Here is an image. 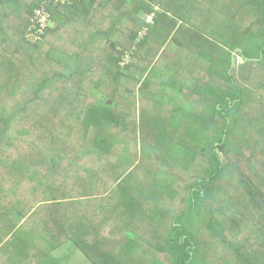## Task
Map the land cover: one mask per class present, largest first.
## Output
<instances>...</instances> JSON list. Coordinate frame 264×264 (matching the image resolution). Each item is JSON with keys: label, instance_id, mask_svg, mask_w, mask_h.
Segmentation results:
<instances>
[{"label": "trees", "instance_id": "16d2710c", "mask_svg": "<svg viewBox=\"0 0 264 264\" xmlns=\"http://www.w3.org/2000/svg\"><path fill=\"white\" fill-rule=\"evenodd\" d=\"M43 1L48 2L50 18L41 39L31 43L25 38L24 30L30 27L33 10ZM200 11L209 13L219 22L225 16L227 30H223L222 25L215 40L206 34L196 36L193 33L191 37V27L199 29L204 24V18L195 23L191 17ZM152 12L155 13L153 22L148 23L141 14ZM106 20H109L107 29L96 28ZM122 20L126 22L125 30L120 29ZM185 23L188 25L183 26ZM144 28L147 29L145 33ZM114 33H119L120 41L110 40ZM107 40L108 45L105 44ZM117 42L125 49H117ZM42 45L47 46L44 57L50 60L52 71L54 66L56 70L38 77L33 62ZM164 45L172 54H167L163 65L160 60L157 64V50ZM74 47L78 49L74 50ZM236 48L241 49L235 51L240 57L255 59L236 64L241 70H237L236 65L231 67V55ZM194 62L206 77L196 75L200 71L189 68ZM154 64L169 71L170 75L164 81L173 82H160L156 89L146 77ZM248 67L252 70L250 80L242 84L245 79L241 80L240 74ZM81 76H88V80L82 81ZM0 81L1 94L14 93L15 88L23 89L25 83L37 81L31 96L25 98L18 111L24 113L32 101L36 105V114L41 116L49 111L50 117L55 118L58 110L54 107L57 106L63 110L62 122L73 124L80 132L86 148L74 159H69L70 175L60 172L84 184L82 190L88 196L97 189L100 178V171H97L102 170V158L111 153L113 143L128 140L123 137L111 140V132H127L130 119L124 112L115 110L110 97L120 94L123 86L130 85L135 90L128 88L127 93L142 97L143 113L152 115L150 108L163 106L157 123L162 127L156 130L154 137H149L151 131L148 129L146 136L140 138L146 159H158L160 166L151 171L145 187L141 183H130L135 188L128 198L120 199L116 205L117 214L122 216L129 208L142 207L145 213L138 208L132 215L133 220L148 217L166 225L164 204L178 196L176 185L179 184L168 168L179 167L191 175L197 172L192 176H195L193 182L182 184L188 185L189 189L187 196L179 200L185 202V207L172 214L163 242L154 243L150 248L168 255V264H213L203 259L205 245L196 243L199 231L203 230L210 235V244L220 243L230 250L234 257L231 264L235 261V264H264V161H257L260 154L264 155V0H68L64 3L57 0H0ZM166 87L174 88L177 95L188 88L202 103L186 98L188 106L179 105L178 100L172 99L178 96L163 92ZM49 94L54 98L47 104ZM251 103L256 105L257 116L247 115ZM2 113L0 123L4 131L15 113L5 107ZM145 117L142 122L151 123V119ZM1 134L2 131L0 146ZM244 146L249 155L241 160ZM121 156L126 162L125 148ZM239 159L245 168L240 166ZM51 161V167H55V158ZM52 181L50 176H43L28 192L35 195L38 188V196L48 200ZM229 189L239 194L241 208L228 203L224 194ZM4 198L1 196L0 200ZM75 203L76 200L70 203L75 213H71L65 203L58 202V205L64 206L62 211L70 222L67 225L83 226L89 231L91 223L87 216L76 213ZM12 216L19 220L18 216ZM44 222L47 224L48 220ZM57 227L50 232H56ZM12 233L13 230L6 235ZM125 233L129 242H136L130 250L140 251L138 235L128 229ZM37 239L42 250L32 264H68L74 250L54 254V241L44 231L38 232ZM67 239L71 247L80 249L87 258L88 250L97 247L86 244L88 241L75 232H67ZM16 241L19 240L14 234L3 244L0 254L4 250L8 254L1 264L27 262V257L32 255L27 253L26 257L24 243L19 241L16 245ZM244 246L254 248L245 252ZM209 248L213 250V246ZM21 256L25 260H19ZM96 259H91V264H102ZM154 259L149 264H158L159 261Z\"/></svg>", "mask_w": 264, "mask_h": 264}, {"label": "rangeland", "instance_id": "374dc122", "mask_svg": "<svg viewBox=\"0 0 264 264\" xmlns=\"http://www.w3.org/2000/svg\"><path fill=\"white\" fill-rule=\"evenodd\" d=\"M142 15L144 18L146 17V13H142L141 16ZM191 17L195 23H197L199 19L204 18V24L201 25L199 29L191 27L193 28L191 37L193 33L196 36L206 34L209 38L215 40L217 32L222 25L223 30H227L225 28L227 23L224 22L226 20L225 16L222 17V22L214 20V16H211L209 13L206 14L205 11L193 13ZM124 21L125 20L121 21L123 23L120 24L121 30H125L126 22ZM108 25L109 20H106L101 24H97L96 28L104 30L108 28ZM187 25L188 24L185 23L183 26ZM27 30L26 27L24 32L26 33ZM118 34L119 33H114L110 40L117 41L118 39L120 41L121 37L119 36L118 38ZM97 41L99 42V40ZM126 42L129 45L133 44V42ZM58 43L62 44L61 42ZM105 44L108 45L109 40H107ZM46 48L47 46H41L42 50L37 54L33 62L35 68L34 72L38 77H43L45 73L49 74L56 70L54 66L52 71L49 65L50 60L46 59L43 55ZM116 48L121 50L125 49L118 42ZM73 49L77 50L78 48L74 47ZM165 49L166 45L157 50V58H159L157 64L160 60L159 63L163 65L167 54H172L171 50ZM235 51L237 50L234 49L232 53L234 55V61L231 60V67L238 63H244L240 62L241 57L236 54ZM236 67L237 70H241V66L236 65ZM189 68H192L194 71L195 69L199 70L200 72L195 73L196 75H202L203 77L207 76L202 73L200 67L195 62L191 63ZM251 74L252 70L249 69V67L244 70V72H241V80H243V78L245 79L243 80L244 82L241 81L242 84L250 80L249 77ZM169 75V71H165L162 67L159 68L156 64L146 72V77H149L156 89V85L160 82H173L164 81L168 79L167 77ZM81 80L87 81L88 76H81ZM36 82L37 81H30V83H25L23 89L22 87L15 88L16 92L14 93H0V114H3V107L15 113V117L12 118L11 122L7 125L6 130H2L3 124L0 123V132L2 131L3 133L1 134L2 145L0 146V198L1 196L5 197L3 201L0 200V215L2 213V216H0V249L8 239L16 234L17 239L24 243V254L26 257L27 253L32 254L30 257L28 256L26 260L22 256L18 258L19 260L23 259L27 261L21 262L20 264H32L35 256L38 257L40 255L39 250L41 249V245L37 239V234L39 231H44L49 239L54 241L53 244H55V248L52 250L54 254L74 250L67 261L68 264H91V259H96V257L102 264H149L154 258L159 261L158 264H168L170 260L168 255L160 251L156 252L150 247L154 243L163 242L169 231L172 214L185 207V202L179 200L187 196L189 189L188 185L182 186V184L185 182H193L195 176H192L197 172L191 175L188 172H183L179 167L175 169L168 168V171L176 176V180L179 184L176 185L178 196L164 204L166 211H164L163 217L166 216V218L163 219L166 221V225L156 223L151 218L148 219V217L141 220H133L134 218H132V215L137 213L138 208H140L141 213H145L142 207L129 208L127 214L122 216L117 214L118 210L116 207L120 199L129 196L132 189L135 188H132L131 182L141 183L142 187H145V185H147L146 178L150 175L152 170L160 166L158 159H146L143 153L144 146L141 145L140 138L142 139L146 136L145 130L148 129L151 131L149 137H154L156 130L162 127L157 125V123L161 117L159 113L162 111L163 106L158 107L154 105L150 108L153 112L152 115L143 113L141 111L143 108L142 97H139L138 94L129 95L127 93L128 88L135 90V88L130 85L123 86L122 89H120V94L110 97L115 103V110L121 113L124 112L127 118L130 119L127 132L123 134L120 133L119 130L116 131L117 129L112 130L116 132L110 133L111 136L113 135L111 140L115 141L119 137H123V140L124 138L128 140L127 142L113 143L111 153L104 157V159L102 158V161H100L102 163V170L97 171H100L97 189L91 196H88L83 193V186L85 185L82 183L79 184L69 176L72 172L69 159H74L80 152L83 153L86 146L84 142L81 141L80 132L74 125L67 121H65V123L62 122L63 120L60 116L63 110L55 106L54 108L58 110L55 118L50 117L51 112L49 111L39 116L35 112L36 105L31 101L25 111H23L27 113L26 115H23L24 113H21L22 111H18L19 106L21 104L24 105L26 101L25 98L28 95L31 96L30 92L36 85ZM177 82L180 83L179 81ZM138 87L139 83L136 89H138ZM25 89H27V91ZM184 90L182 94L177 95L175 93L177 91L174 88L166 87L163 92L178 96V98L173 97L172 99L174 101L178 100L179 105L188 106L189 101H187L186 98L191 101L195 100L198 103H202V100L198 96L191 94L188 88ZM160 97H162V95H160ZM53 98V95L49 94L46 103H51ZM170 102L172 103V101ZM169 106L171 105L169 104ZM254 109H257L256 105L251 103L250 111L247 112V115L257 116L256 110ZM168 112L167 110L166 114H168ZM145 116L151 119V123L148 121L147 123L142 122V119H146ZM164 120L165 119H163L162 122ZM6 143H8V145ZM124 148L126 149L127 155L126 162L123 161L121 156ZM248 155L249 152L247 147L244 146L243 156H241L240 159L244 160ZM52 157L55 158V167H51L53 165L51 161ZM240 159V166L245 168V164L241 162ZM150 161H152V163ZM257 161H264V155L260 154L257 157ZM60 171L69 172V175L62 174ZM43 176H50L53 178V184L49 188L51 198L48 200H43L38 196L40 195L38 188L35 195L28 192L31 185L38 182ZM22 178H24V180L20 183ZM224 195H226L227 201L232 207L237 209L241 208L239 205V194L229 189ZM75 200L76 208H74V210L78 211L76 213L79 214V216H87L91 223V225L89 224L90 226L86 224L89 226V231L83 226L82 228H75L76 225L73 228L67 225L70 222L63 213L65 211H62L64 206L58 205V202L65 203L68 210H70L71 213H75L70 204L71 201ZM97 207H102L104 210L101 211ZM12 214L18 216L19 220H15ZM44 220H48V223L45 224ZM57 225L56 232H50L52 228L56 229ZM72 229L73 232L77 233V236L83 237L88 241L86 244L97 245L95 250H88V258L80 249L70 246L67 239V232L72 234ZM125 229L132 230L138 235L140 251L137 252L138 249L133 252L130 250V247L136 242H129ZM12 230V234L6 235ZM54 234H56L55 237ZM210 239L211 237L208 233L203 230L199 231L196 243L198 246L202 247L205 245L203 248L206 253L203 259L206 262H213V264H222L226 261L231 264V262L234 261V257L230 250L221 246L220 243L210 244ZM19 241H16L14 244L17 245ZM250 241L251 240H249L247 245H249ZM28 242H34L35 244H28ZM210 246H213V250L209 248ZM252 248H254V246H244L243 250L249 252ZM215 251H217L216 254ZM7 254V250L1 251L0 261H3V258L6 259ZM238 264H240V262Z\"/></svg>", "mask_w": 264, "mask_h": 264}, {"label": "built area", "instance_id": "2783aa9c", "mask_svg": "<svg viewBox=\"0 0 264 264\" xmlns=\"http://www.w3.org/2000/svg\"><path fill=\"white\" fill-rule=\"evenodd\" d=\"M60 3H64L68 0H57ZM47 1H43L38 7L33 10V13L30 17L31 24L28 28L27 32L25 33V38L30 41L31 43L37 42L41 39V35L44 32V28L47 26V23L50 18L49 10L47 9ZM155 13H149L146 15V21L148 23L153 22ZM146 28L143 29V33L146 32Z\"/></svg>", "mask_w": 264, "mask_h": 264}, {"label": "water", "instance_id": "95a60500", "mask_svg": "<svg viewBox=\"0 0 264 264\" xmlns=\"http://www.w3.org/2000/svg\"><path fill=\"white\" fill-rule=\"evenodd\" d=\"M235 50H237V51H241L240 48H236ZM231 60L234 61V55H233V54L231 55ZM245 60H246V61H252V60H255V59H254V58H252V59H250V58H245V59H244V58L241 57L240 62H244Z\"/></svg>", "mask_w": 264, "mask_h": 264}, {"label": "crops", "instance_id": "0c3cea01", "mask_svg": "<svg viewBox=\"0 0 264 264\" xmlns=\"http://www.w3.org/2000/svg\"><path fill=\"white\" fill-rule=\"evenodd\" d=\"M145 20H146V18H145ZM157 56H158V55H157ZM157 56H155V60H156V59H157V60L159 59V58H157ZM157 60H156V61H157Z\"/></svg>", "mask_w": 264, "mask_h": 264}, {"label": "clouds", "instance_id": "9594fccd", "mask_svg": "<svg viewBox=\"0 0 264 264\" xmlns=\"http://www.w3.org/2000/svg\"><path fill=\"white\" fill-rule=\"evenodd\" d=\"M146 15H147V14H146ZM146 15H145V16H146ZM145 18H146V17H145Z\"/></svg>", "mask_w": 264, "mask_h": 264}]
</instances>
